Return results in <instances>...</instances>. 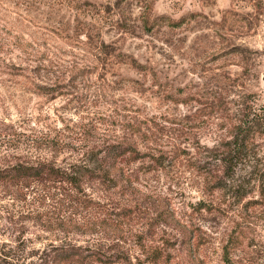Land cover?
<instances>
[{
    "label": "rangeland",
    "instance_id": "374dc122",
    "mask_svg": "<svg viewBox=\"0 0 264 264\" xmlns=\"http://www.w3.org/2000/svg\"><path fill=\"white\" fill-rule=\"evenodd\" d=\"M129 148L86 184L102 214L2 184L0 251L264 264V0H0V170Z\"/></svg>",
    "mask_w": 264,
    "mask_h": 264
},
{
    "label": "trees",
    "instance_id": "16d2710c",
    "mask_svg": "<svg viewBox=\"0 0 264 264\" xmlns=\"http://www.w3.org/2000/svg\"><path fill=\"white\" fill-rule=\"evenodd\" d=\"M38 93L49 94L48 91H38ZM259 124L261 123L257 124V119L252 117L247 122L246 130H243L242 126L238 127L234 140L226 143L227 152H229L225 156L226 161L232 162L241 155L253 128ZM128 152H130L133 161L144 157V154L129 148L121 152L116 149H109L103 157L98 156V154L92 155L89 157V161H84L83 164H74L67 168L55 166L52 163L30 165L17 163L11 168L0 170V186L3 184L10 189H21V192L24 189L37 186L45 194V200L54 201L57 198L60 202L90 207L94 215L102 214L104 212L102 200L94 197L91 193H87L86 184L87 182H99L101 184L113 182L117 184L112 170L115 169L116 162L125 157ZM217 186L220 187L221 185ZM50 257L54 264H73L74 262L85 264L88 261L87 257L81 253L64 250L63 247L55 248ZM14 261H17L18 264L20 262L9 251H0V264H13Z\"/></svg>",
    "mask_w": 264,
    "mask_h": 264
}]
</instances>
